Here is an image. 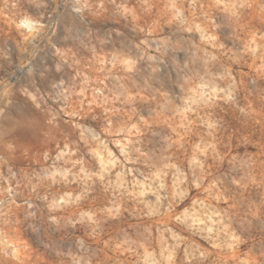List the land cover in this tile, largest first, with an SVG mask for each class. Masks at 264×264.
<instances>
[{"label":"rangeland","instance_id":"obj_1","mask_svg":"<svg viewBox=\"0 0 264 264\" xmlns=\"http://www.w3.org/2000/svg\"><path fill=\"white\" fill-rule=\"evenodd\" d=\"M0 264H264V0H0Z\"/></svg>","mask_w":264,"mask_h":264}]
</instances>
